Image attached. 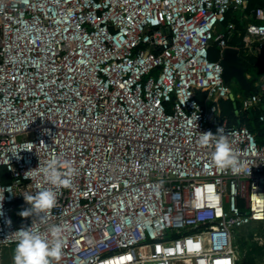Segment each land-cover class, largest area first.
Returning a JSON list of instances; mask_svg holds the SVG:
<instances>
[{
	"label": "built area",
	"instance_id": "built-area-1",
	"mask_svg": "<svg viewBox=\"0 0 264 264\" xmlns=\"http://www.w3.org/2000/svg\"><path fill=\"white\" fill-rule=\"evenodd\" d=\"M246 5L0 0V264H13L18 229L54 243L52 226L62 254L50 264H236L237 231L264 225V129L259 142L219 113L235 99L219 63L230 15L239 14L243 49L264 62V6L248 21ZM254 86L236 95L243 111L264 104V81ZM221 135L238 174L214 165ZM52 159L67 187L44 179ZM45 188L54 207L22 217L23 195Z\"/></svg>",
	"mask_w": 264,
	"mask_h": 264
},
{
	"label": "clouds",
	"instance_id": "clouds-1",
	"mask_svg": "<svg viewBox=\"0 0 264 264\" xmlns=\"http://www.w3.org/2000/svg\"><path fill=\"white\" fill-rule=\"evenodd\" d=\"M217 131L222 132V129H217ZM213 135L214 133L211 131L204 132L199 137V143L202 146H209ZM212 157L214 165L218 169L229 171L232 174H238L242 170V164L239 162L231 144L223 135L215 141ZM41 172L48 184L68 186V181L62 179L58 160H50L41 169ZM5 191L11 192V190ZM23 196L30 207L20 213L22 217L34 216L36 219H41L56 203L55 192L50 188L38 190L34 195ZM0 208H2V205H0ZM49 232L54 238V243H50L48 238L38 231H33L30 227L18 229L12 258L13 264H50L52 259H58L62 254V241L59 238L61 228L52 226Z\"/></svg>",
	"mask_w": 264,
	"mask_h": 264
},
{
	"label": "trees",
	"instance_id": "trees-1",
	"mask_svg": "<svg viewBox=\"0 0 264 264\" xmlns=\"http://www.w3.org/2000/svg\"><path fill=\"white\" fill-rule=\"evenodd\" d=\"M256 7L251 5L249 3V0H247V5L244 11L246 14L249 15L248 21L253 20V18L250 17V14ZM228 18L229 20L227 21H233L235 23V28L232 32H228L226 23L222 25V30L224 31L225 37L227 38L226 44L227 46H232L239 49L241 59L246 67V74L250 75L251 77L248 80L250 89L244 90L239 86V93L234 94L236 108L234 107L233 101L231 99L221 102L220 112H219L220 117L222 119L226 118L228 120V123L231 125H240L242 123H245L249 128V130L255 135L257 140L260 142L262 141V130L264 129V120L263 121L259 120V117L261 115H264V110H262V107L260 106L259 108L252 109L249 112L243 111L241 109L240 99L239 97H236V95H239L240 97H244L255 90L254 83H256L259 78V75H256L255 73L258 69L264 70V64L256 57L247 54V51L243 49L242 34L244 30L242 23L239 22V14L234 13L230 15ZM209 57L212 60L218 59L219 50L216 46L210 49ZM196 97L199 102H202L203 99L202 94L196 93ZM0 176L3 182L8 181L7 175L5 178L1 171H0ZM237 264H256V263L250 260H243V262H239V263L237 262Z\"/></svg>",
	"mask_w": 264,
	"mask_h": 264
},
{
	"label": "rangeland",
	"instance_id": "rangeland-1",
	"mask_svg": "<svg viewBox=\"0 0 264 264\" xmlns=\"http://www.w3.org/2000/svg\"><path fill=\"white\" fill-rule=\"evenodd\" d=\"M255 74L262 76L264 75V70L258 69ZM246 75L249 80L251 76ZM226 84L234 94L239 93V85L236 80L229 79ZM0 171L6 178L7 173L5 168H0ZM235 246L237 250L236 263L243 262V260H250L256 264H264V225L252 223L242 227L236 233ZM14 248H12V255L14 254ZM177 264L181 263L178 262Z\"/></svg>",
	"mask_w": 264,
	"mask_h": 264
},
{
	"label": "water",
	"instance_id": "water-1",
	"mask_svg": "<svg viewBox=\"0 0 264 264\" xmlns=\"http://www.w3.org/2000/svg\"><path fill=\"white\" fill-rule=\"evenodd\" d=\"M219 63L223 68V78L225 82H227L229 79H234L244 90L250 89L249 81L246 76V67L243 64L238 48L232 46L223 48ZM231 100L233 101V105L236 108V102L233 96L231 97ZM262 109L264 110V104Z\"/></svg>",
	"mask_w": 264,
	"mask_h": 264
},
{
	"label": "crops",
	"instance_id": "crops-1",
	"mask_svg": "<svg viewBox=\"0 0 264 264\" xmlns=\"http://www.w3.org/2000/svg\"><path fill=\"white\" fill-rule=\"evenodd\" d=\"M249 3H250L251 5H253V6H255V7H256V6H263L264 0H249ZM247 54H250V55L256 57L257 59H259V60L264 64V62L262 61V56H261V54H260L259 51H257V50H255V51H251V52H248V51H247ZM246 76H247V75H246ZM258 81H264V75L259 76L257 82H258ZM261 107H262V106H261ZM262 110H263V109H262ZM236 264H237V263H236Z\"/></svg>",
	"mask_w": 264,
	"mask_h": 264
},
{
	"label": "bare ground",
	"instance_id": "bare-ground-1",
	"mask_svg": "<svg viewBox=\"0 0 264 264\" xmlns=\"http://www.w3.org/2000/svg\"><path fill=\"white\" fill-rule=\"evenodd\" d=\"M142 250H143L145 253L148 252V248H147V247L142 248Z\"/></svg>",
	"mask_w": 264,
	"mask_h": 264
}]
</instances>
